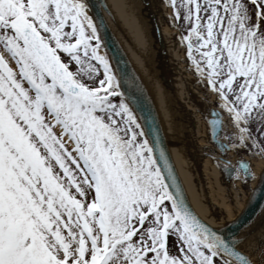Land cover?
I'll list each match as a JSON object with an SVG mask.
<instances>
[{
  "label": "snow or ice",
  "instance_id": "1",
  "mask_svg": "<svg viewBox=\"0 0 264 264\" xmlns=\"http://www.w3.org/2000/svg\"><path fill=\"white\" fill-rule=\"evenodd\" d=\"M168 4L235 129L209 111L214 160L253 179L239 153L264 156V0ZM90 12L88 0H0V264H264V240L244 249L247 236L187 205Z\"/></svg>",
  "mask_w": 264,
  "mask_h": 264
},
{
  "label": "bare ground",
  "instance_id": "2",
  "mask_svg": "<svg viewBox=\"0 0 264 264\" xmlns=\"http://www.w3.org/2000/svg\"><path fill=\"white\" fill-rule=\"evenodd\" d=\"M106 1L110 27L156 103L179 178L193 208L214 228L231 225L259 188L264 156L254 158L239 153L252 165L254 178L250 180L242 174L223 172L214 160L207 124L209 111L218 109L223 113L226 132L231 124L216 94L206 88L188 59L186 43L180 39L182 33L168 0ZM228 157L235 167L238 154L229 152ZM238 234L247 236L241 247L249 251L257 249L264 240V199L255 218Z\"/></svg>",
  "mask_w": 264,
  "mask_h": 264
},
{
  "label": "water",
  "instance_id": "3",
  "mask_svg": "<svg viewBox=\"0 0 264 264\" xmlns=\"http://www.w3.org/2000/svg\"><path fill=\"white\" fill-rule=\"evenodd\" d=\"M89 4L91 5V14L95 13L98 15L100 19L103 21V26L100 29V34L103 38L104 44L106 45L105 51L108 53L109 59L111 60L114 68H119L120 71L123 73L126 83L122 88V91L132 98L139 109L142 110V113L138 112L139 114H143L148 118L149 124L153 130L154 136L162 137V147L166 148V155L170 159V163L174 168V175L178 179L179 187L182 189L183 196L186 199L187 205L190 207L192 212L198 217L205 225L214 228L211 225L207 224L204 220H202L198 214L196 213L195 209L193 208L190 199L188 197L187 191L183 186L178 171L176 169L165 133L162 128V124L160 122L158 109L156 103L152 99L151 94L149 93L148 89L146 88L144 81L141 79L140 75L137 73L136 69L132 65L126 50L122 46L121 42L118 40L116 35L114 34L110 24L107 20L106 13L109 12L108 4L106 0H88ZM99 23V20H97ZM156 33L158 38H161L159 26L155 23ZM219 113L221 116L222 114L218 110H211ZM213 117L211 116L209 120ZM209 126V124H208ZM264 199V185L259 184V188L255 190L254 196L251 198L250 202L247 204L246 209L243 211L241 216L235 221V224H231L232 227L230 228L231 232L239 233L245 226H248L249 223L255 218V214L258 209L263 205Z\"/></svg>",
  "mask_w": 264,
  "mask_h": 264
},
{
  "label": "rangeland",
  "instance_id": "4",
  "mask_svg": "<svg viewBox=\"0 0 264 264\" xmlns=\"http://www.w3.org/2000/svg\"><path fill=\"white\" fill-rule=\"evenodd\" d=\"M177 2H179V0H177ZM178 25L180 27L181 33L186 34V28L188 27L186 24H182V22H178ZM105 51V50H104ZM186 52H187V46H186ZM63 55V54H62ZM191 62V61H190ZM10 66L13 67V69H16V65L14 64V62L9 61ZM206 88H209L208 86H206ZM223 114V113H222ZM59 131V130H57ZM226 131V130H225ZM231 132H235V129L231 126V129L229 131ZM213 145V150L216 154H219L218 152H216V145L214 143H211ZM242 153L247 154L246 152L242 151Z\"/></svg>",
  "mask_w": 264,
  "mask_h": 264
}]
</instances>
